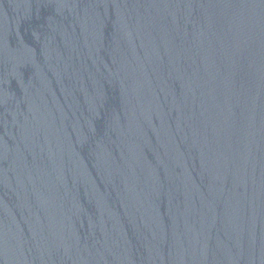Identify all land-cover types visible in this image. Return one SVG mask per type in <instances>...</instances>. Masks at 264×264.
<instances>
[{
  "label": "water",
  "instance_id": "water-1",
  "mask_svg": "<svg viewBox=\"0 0 264 264\" xmlns=\"http://www.w3.org/2000/svg\"><path fill=\"white\" fill-rule=\"evenodd\" d=\"M0 264H264V0H0Z\"/></svg>",
  "mask_w": 264,
  "mask_h": 264
}]
</instances>
